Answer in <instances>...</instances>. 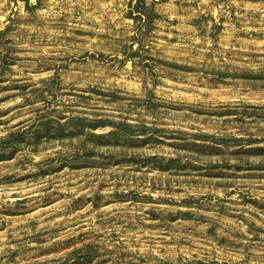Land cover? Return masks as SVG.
Segmentation results:
<instances>
[{"label":"rangeland","instance_id":"rangeland-1","mask_svg":"<svg viewBox=\"0 0 264 264\" xmlns=\"http://www.w3.org/2000/svg\"><path fill=\"white\" fill-rule=\"evenodd\" d=\"M0 264H264V0H0Z\"/></svg>","mask_w":264,"mask_h":264}]
</instances>
